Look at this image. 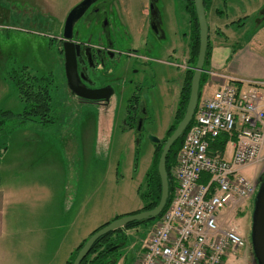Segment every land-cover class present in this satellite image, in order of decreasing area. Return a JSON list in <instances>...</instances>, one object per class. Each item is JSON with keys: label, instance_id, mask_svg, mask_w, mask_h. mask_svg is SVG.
Segmentation results:
<instances>
[{"label": "rangeland", "instance_id": "obj_1", "mask_svg": "<svg viewBox=\"0 0 264 264\" xmlns=\"http://www.w3.org/2000/svg\"><path fill=\"white\" fill-rule=\"evenodd\" d=\"M76 1L0 0V109L14 114L21 113L23 109L6 78L11 69L27 67L37 76L51 73L55 79L51 91L55 122L45 128L48 131L45 134L46 141L52 144V149L44 148L35 154H30L29 149H20V154H25V151L27 154L21 160L20 154H14V151H18L19 142L29 137L35 140V130L40 128L34 122L21 123L1 141L5 144L6 151L0 157V163L5 162L0 166V178L5 182L20 176L27 186L18 192L23 195L26 192L31 200L38 196L34 190L31 191L33 187L30 184L33 182L49 188L52 186L56 191L65 178L63 163L57 154L62 151V157L64 155L68 159L70 193L74 189L72 196L77 192L78 200L82 202L79 234L89 237L91 231L114 218L143 208L144 202L138 189L141 192L147 190L145 175L154 149L150 137L162 140L173 122L190 38L187 17L183 9L179 10V1L116 0L114 7L124 8L129 13L118 15L120 20L123 19V27L129 28L127 22L132 20L145 33H140L142 36H123L118 39L115 48L119 58L113 63L109 62L103 72L92 74V88L103 84L112 90L108 104L78 99L69 92L63 79L61 54L49 43L53 36L49 31L34 25L35 7H45L49 10L47 21L49 19L53 24H58ZM180 4L182 8V3ZM150 5L158 11L162 32L160 37L146 33L148 17L145 9ZM175 6L178 10L171 32L167 26L172 19L169 9H174ZM263 6L264 0H213L205 14L209 43L225 41L235 46L245 38L251 40L253 30L260 23ZM218 11L221 13L218 14ZM144 35H147L146 49L142 47ZM128 53L131 54L128 56ZM135 90L139 93L145 112L139 133L125 129L123 125L127 100ZM211 91L212 89L204 86L200 91V98H206ZM12 124L7 123V128ZM38 135L43 138V135ZM14 158L17 163H26L25 167L16 169L13 166ZM263 168V164L252 166L243 172V176L253 181ZM21 207H25L26 212L29 211L27 206ZM251 211L252 204L247 203L241 210L232 213L225 222L238 231L244 240V246L234 253H227L222 264H254L251 247L247 242ZM45 213V210L39 214L14 211L17 216L14 222L19 226L13 229L14 234L10 238L15 240V245L18 246L14 248L20 252V255H16L14 264H62L64 261L65 251L71 248L68 244L63 246L61 257L54 261L49 260L50 251L42 252L45 247L49 249V246L44 245L47 241ZM28 214L42 217L31 222ZM51 215L55 217L56 213L52 212ZM54 223L47 225L52 226ZM155 225L154 220L136 229L126 230V241L122 247L115 248V261L111 260L110 263L134 264Z\"/></svg>", "mask_w": 264, "mask_h": 264}, {"label": "built area", "instance_id": "obj_2", "mask_svg": "<svg viewBox=\"0 0 264 264\" xmlns=\"http://www.w3.org/2000/svg\"><path fill=\"white\" fill-rule=\"evenodd\" d=\"M218 77L223 83L201 100L184 135L173 168L175 194L134 264H222L244 246L225 222L256 194L243 172L264 164V81L245 90ZM220 135L227 136L223 156L210 155Z\"/></svg>", "mask_w": 264, "mask_h": 264}, {"label": "crops", "instance_id": "obj_3", "mask_svg": "<svg viewBox=\"0 0 264 264\" xmlns=\"http://www.w3.org/2000/svg\"><path fill=\"white\" fill-rule=\"evenodd\" d=\"M245 39L235 46L225 41L224 43L214 42L210 44L209 59L206 64L208 80L205 86L212 89V91L208 96L223 83L218 76L225 77V83L227 78L237 81L241 88L245 90L250 88L249 83L264 81V19L253 30L251 40ZM45 128L40 126L35 130V140L29 137L25 141L19 142L18 151H14V154H20V149H29L30 154H35L44 148L52 149V144L46 141L45 134L48 131ZM22 133H25V131H22ZM38 133L43 135V138H39ZM24 153L21 152L20 154L21 160H23V155H27L26 151ZM57 154L63 163L65 178L59 183L56 191L52 186L49 188L47 185L33 182L30 184L33 187L31 191L34 190L38 196L31 200L27 197L26 192H24L25 196L18 192L19 189H24L27 186L24 180L21 181L20 176L5 182L0 178V264H14L16 255H20L19 250L14 248L18 245H15V240L10 238L14 234L13 229L19 226V224L15 225L14 220L17 216L14 211L39 214L45 210L44 228L47 241L44 244L45 236L43 244L49 246L50 250L45 247L42 252L50 251V261L56 260L59 256L61 257L63 246L68 244L71 248L65 251L66 257L62 262V264H65L75 248L87 238L79 234L78 222L83 208L82 202L78 200L77 192L76 195L72 196L73 189L70 193L68 159L66 160L64 155L62 157V151H58ZM226 157H228V154H226ZM14 161L13 166L16 169L23 168L26 165V163L21 164V161L17 163L15 158ZM4 163H0V166H3ZM29 165L31 166V164ZM21 206H27L29 211L26 212V208ZM52 212L56 213L55 217L52 216L53 214L51 215ZM37 214H31V216L28 214L30 220H32L31 222L41 219L42 216ZM47 223L54 224L49 226Z\"/></svg>", "mask_w": 264, "mask_h": 264}, {"label": "trees", "instance_id": "obj_4", "mask_svg": "<svg viewBox=\"0 0 264 264\" xmlns=\"http://www.w3.org/2000/svg\"><path fill=\"white\" fill-rule=\"evenodd\" d=\"M188 2H189L188 10L192 21V32L189 43L188 58L186 62L187 65L189 66V69L184 71L183 86L181 89L180 98L178 100L177 111L174 113L173 122L170 125L169 129L166 131L165 136L160 141L159 145H154L153 154L151 157V163L145 175V185L147 190L141 192L140 189H138V194L141 200L144 202L143 208L140 211L131 214H135L141 211L151 210L158 204L160 197V188H161L159 176L157 173L158 158L164 142L170 136V134L175 129L179 121L182 119L189 98L190 82L193 74V67L196 63L198 49H199V30L196 21L193 0H188ZM203 3L206 14V8L211 6L212 0H203ZM217 13L219 14L221 12L218 11ZM208 33H209V28H208ZM209 50H210V43L208 38V45H207V50L203 65V72L201 74L199 81L197 106L202 100L200 98L201 95L200 91L206 85L208 80L206 64L209 59V53H210ZM6 78L9 80V83L13 87L17 95V98L22 103L23 109L22 112L19 114H14L12 113V111L9 110L0 109V157L5 151V144L1 143V141H3L5 136L8 135L16 126L20 125L23 122H34L39 124L40 126L47 127L46 125H51L55 122L54 112L51 103L52 101L51 91L54 86L55 79L51 73L42 76H37L36 74L30 72L27 67H21L18 69H11L10 71H8ZM235 85H237V89H240V85L236 83ZM138 99H139V93L137 90H135L127 101V108H129L132 105H136ZM11 122L13 123L12 124L13 126L7 128V123H11ZM192 122H193V118L190 124L188 125V127L191 125ZM187 129L188 128H186V130L183 132L181 137L176 142H174L169 153L166 156L165 170H166L167 182H168V199L166 202V206L162 210L161 214L156 219H154L156 224L160 220L162 214L166 211L176 191L177 184L174 180L173 168L176 164L177 155ZM226 141H227L226 135H220L217 139L212 141L209 148L210 155H214L217 153L219 157H222ZM206 181H208V176H203L201 182H206ZM117 218L119 217H116L114 219ZM150 222L152 221L132 222L127 224L120 230H117L113 233H109L103 237H100L93 244L89 254L86 256V258L82 261L81 264H107L111 260L114 262L115 260L113 259H115L114 257L116 256L117 252L115 251L111 252L110 250L118 245H120V247L124 245V241H126V236L124 232L126 230L136 229L137 227L141 225H146L147 223ZM98 229L94 230L90 235H92ZM86 239L75 248V250L70 254L68 260L65 262V264L72 263L77 252L82 247Z\"/></svg>", "mask_w": 264, "mask_h": 264}, {"label": "water", "instance_id": "obj_5", "mask_svg": "<svg viewBox=\"0 0 264 264\" xmlns=\"http://www.w3.org/2000/svg\"><path fill=\"white\" fill-rule=\"evenodd\" d=\"M95 1L96 0H84L80 4L75 6L69 12L68 16L65 19L64 33L62 34V39L66 40V42L63 44V68L67 88L75 96L88 101L108 100V98L112 94V90L106 88L95 90L87 89L84 87L82 88L79 85L78 82L80 76L77 72V52H75V50L72 48L73 45L68 43V41L71 39L70 31L76 21L83 15L86 8ZM193 5L199 30L198 55L196 63L193 67L189 98L183 117L179 121L175 129L172 131L170 136L164 142L158 158L157 173L159 176L161 187L158 204L151 210L141 211L135 214H128L114 219L113 221L102 226L86 239L71 264H81L89 254L93 244L100 237L120 230L124 226L132 222L153 221L161 214L162 210L166 206V202L168 199V182L165 170L166 156L169 153L174 142H176L186 130L193 117L198 101L199 81L203 72V65L208 45V23L205 15L203 0H193ZM260 19V22L264 19V7L262 8ZM142 122L143 118L140 117L137 119V133L140 132ZM150 140L151 142H153V144H159V140L157 138L150 137ZM254 185L256 186L257 190L253 198L252 211L250 215V247L254 264H264V168L255 179ZM118 247H120V245L112 248L110 251L113 252L115 248L117 249ZM107 264L112 263L108 262Z\"/></svg>", "mask_w": 264, "mask_h": 264}, {"label": "flooded vegetation", "instance_id": "obj_6", "mask_svg": "<svg viewBox=\"0 0 264 264\" xmlns=\"http://www.w3.org/2000/svg\"><path fill=\"white\" fill-rule=\"evenodd\" d=\"M82 1L84 0H77L72 6H70L68 11L65 13L61 21L58 22V24L57 23L53 24L52 20L49 19L47 21L49 10H46L45 7L39 6L37 8L36 7L34 8L35 17H36L34 25L46 31H49L51 36H53L49 43L57 50L59 54H61L62 64H64L63 44L66 42V40L62 39V34L64 33V22L69 12L75 6L80 4ZM115 1L116 0H96L86 8L83 15L76 21V23L74 24V26L70 31L71 39L68 41V43L73 45L72 48L75 50V52H77V57H76L77 72L78 75L80 76L78 83L82 88L84 87L87 89H94V90L103 89V88L110 89L103 84L92 88L91 85L94 84L92 81L93 80L92 74H95L99 71L103 72L109 62L113 63L115 59L117 60L119 58L117 57L118 51L115 48L118 39H121L123 36L133 38L135 36H142V34L140 33H145L144 32L145 30L142 29L140 30V28L138 29V24H136L132 20L131 22H127L129 28L123 27L124 26L122 22L123 19L120 20L119 19L120 16L118 15L119 13L121 15L129 14V13L128 10H125L124 8H120V9L115 8L114 7L115 5H113ZM177 1H179V6H178L179 10L183 9V12L187 17V23H188L187 28L189 30V38H191L192 21L188 10L189 2L188 0H177ZM180 2L182 3V8H180L181 5ZM178 8L176 9L175 6L174 9H172L171 7L169 9L172 19L170 20L169 24H167V26L171 32H173V28L175 26L176 12ZM145 14L148 17L147 19L148 26H146V30H147L146 33H150L154 37H160L162 32L160 30V20L158 19L159 18L158 11L152 5H150L148 9H145ZM49 15H51V13ZM142 27L145 26L142 25ZM146 36L144 37L145 38L144 42H142L143 49H146L148 47ZM171 51L173 52V50ZM130 54L131 53H128L127 55L129 56ZM188 69L189 66L186 63L184 71ZM63 79L66 84L64 68H63ZM182 86H183V82L179 91L178 100L180 98ZM111 96L112 94L110 95V97ZM110 97L108 98V100H100L95 102L108 104V102L110 101L109 100ZM77 98L82 99L79 97ZM176 111H177V106L175 108V112ZM144 115L145 112L143 111V106L141 104V100L139 96L136 105H132L129 108H127V104H126L125 114L123 119L124 128L128 130H136L137 119L140 117L144 119L145 117ZM160 141L161 140H159V143ZM153 145H159V144H153ZM249 232L247 233V242H249L250 244Z\"/></svg>", "mask_w": 264, "mask_h": 264}]
</instances>
